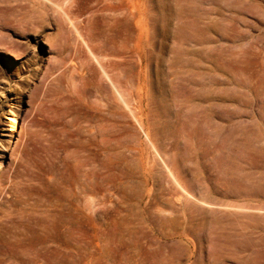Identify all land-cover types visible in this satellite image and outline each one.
Masks as SVG:
<instances>
[{
    "label": "rangeland",
    "instance_id": "374dc122",
    "mask_svg": "<svg viewBox=\"0 0 264 264\" xmlns=\"http://www.w3.org/2000/svg\"><path fill=\"white\" fill-rule=\"evenodd\" d=\"M3 153L0 264H264V0H0Z\"/></svg>",
    "mask_w": 264,
    "mask_h": 264
},
{
    "label": "bare ground",
    "instance_id": "6f19581e",
    "mask_svg": "<svg viewBox=\"0 0 264 264\" xmlns=\"http://www.w3.org/2000/svg\"><path fill=\"white\" fill-rule=\"evenodd\" d=\"M56 1V0H55ZM57 3V2H56ZM54 5V4H53ZM61 5V4H60ZM63 6H65L64 4H63ZM58 7H60V6H58ZM66 8V7H65ZM62 9V8H61ZM62 12H64V11H62ZM70 12V11H69ZM72 12V11H71ZM60 13H61V10H60ZM64 14H66V12L64 13ZM67 15V14H66ZM71 16V15H70ZM70 19V18H69ZM79 35H80V32H79ZM84 42H86L85 40H84ZM86 44V43H85ZM90 49V48H89ZM94 49V48H93ZM91 51V50H90ZM98 53V52H97ZM101 53V52H100ZM92 55H93V53H92ZM95 57V56H94ZM106 57V56H105ZM97 59V58H96ZM105 59V58H104ZM103 60V59H102ZM98 63H100V62H98ZM109 63V62H108ZM119 67V66H118ZM102 68V67H101ZM124 69V68H123ZM104 70V69H103ZM103 75V74H102ZM104 78V77H103ZM106 78V77H105ZM109 79V78H108ZM103 80V79H102ZM112 83V82H111ZM106 85V84H105ZM118 87V86H117ZM116 89V88H115ZM121 91H123L122 89H121ZM120 94V93H119ZM118 94V95H119ZM121 98H122V96H120ZM129 100V99H128ZM124 101V100H123ZM129 106V105H128ZM13 108H15V110H14V112L11 114L12 116H11V118H12V120L13 121H17V120H19L21 117H20V115H19V111L21 110V103L19 102V103H17V104H15L14 105V107ZM131 111V110H130ZM21 137H19L18 139H16V142H15V145L13 146V148H12V156L13 155H17V153H18V146H19V144H20V142H21ZM154 148H155V146H154ZM4 157L5 155H4V153H3V155H1L0 157ZM160 156V155H159ZM161 157V156H160ZM161 159H162V157H161ZM164 162V161H163ZM165 163V162H164ZM166 166V165H165ZM171 174V173H170ZM173 174V173H172ZM169 176V175H168ZM174 178V177H173ZM175 179V178H174ZM178 183V182H177ZM181 186V185H180ZM0 187H1V182H0ZM182 194V193H181ZM188 194V193H187ZM206 204H209V203H206Z\"/></svg>",
    "mask_w": 264,
    "mask_h": 264
}]
</instances>
